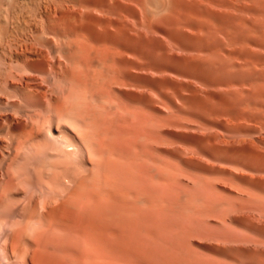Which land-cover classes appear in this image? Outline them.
Here are the masks:
<instances>
[{
  "label": "bare ground",
  "instance_id": "1",
  "mask_svg": "<svg viewBox=\"0 0 264 264\" xmlns=\"http://www.w3.org/2000/svg\"><path fill=\"white\" fill-rule=\"evenodd\" d=\"M176 202L264 241V0H0V264L134 260Z\"/></svg>",
  "mask_w": 264,
  "mask_h": 264
},
{
  "label": "rangeland",
  "instance_id": "2",
  "mask_svg": "<svg viewBox=\"0 0 264 264\" xmlns=\"http://www.w3.org/2000/svg\"><path fill=\"white\" fill-rule=\"evenodd\" d=\"M190 123L187 129L190 128V126L193 127L188 129L189 131L186 129V136L189 139V141H192V139L201 136L203 134L202 132L203 131L205 132L206 130L202 124H199L198 122L192 119ZM201 125L203 126V128ZM192 129L194 131H192ZM201 129L202 131H200ZM174 137L175 140L177 139L176 141H178L179 135L177 136L174 135ZM176 145H178V142H176ZM186 153H188L189 156L192 155L191 157H195L193 151H191L190 148L187 149ZM201 160L203 161V162L201 161V165L205 168H208L211 163L210 160H207L206 158L203 157H201ZM190 171H192V169ZM192 173L193 171L191 173L179 174V176L180 175L181 176L180 177L178 176V179L179 178L180 179L177 182H175L172 186V189H174L173 194L178 192L179 189L181 192L183 191L187 193L194 190L195 187L193 183L195 182V177ZM183 176L187 178H184ZM187 181L189 183L188 185H186ZM179 184L181 186H179ZM177 194L178 193H176V195ZM172 212L174 213L172 214ZM211 215L209 213H200V212L183 210L181 208V205L176 202L174 206L171 208V210H169L168 218H161L159 221H157L153 229L147 231V233L144 230L141 231L142 232L141 234L143 235L145 234L144 236L146 239L143 244L141 242L143 247L139 244V246L141 247H138L137 249L138 256L134 258L135 261L132 260V258L130 259L129 257L128 258L125 257L123 253H122L123 256H120L121 253L119 254L118 252V253H109L108 255L106 254L105 261L107 260L106 261L107 263L105 262L103 263L93 262V263L94 264H125L126 262L127 264L129 263L140 264L141 262V264H264V258H263L264 252L261 253V251L264 250L262 249L261 246L264 243V241L258 240L259 238L253 240L257 236V234L255 233V228L253 226L250 225V227L248 226L245 227V225H241L237 222H230L226 219L222 221L221 217L218 214H213V217L211 219ZM176 217L179 218L177 219ZM201 217H203V219ZM260 218H261L260 215L255 214V216H253V220L255 223L259 221L260 222L263 221V219L261 220ZM262 218H264V216H262ZM169 220L171 221L169 222ZM222 222H225V224L223 223L222 225ZM155 228L156 230H154ZM248 228L251 230H249ZM160 231L163 234H161ZM156 232L157 233L160 232L159 234L161 235L160 236L157 235ZM155 235L156 237H154ZM164 237H166L167 239ZM152 241H154V243ZM256 243L259 248L257 247ZM236 245L238 246L237 247L238 249L236 248ZM144 248L147 250H145ZM236 252H238L237 255ZM260 253L262 255H259ZM260 257L261 259L263 258L262 261ZM237 258H240V260ZM66 264H70V263L66 262Z\"/></svg>",
  "mask_w": 264,
  "mask_h": 264
}]
</instances>
